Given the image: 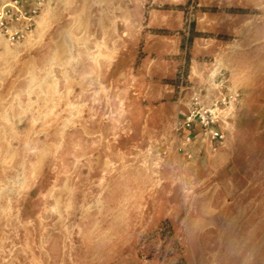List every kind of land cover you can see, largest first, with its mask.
<instances>
[{
	"label": "rangeland",
	"instance_id": "rangeland-1",
	"mask_svg": "<svg viewBox=\"0 0 264 264\" xmlns=\"http://www.w3.org/2000/svg\"><path fill=\"white\" fill-rule=\"evenodd\" d=\"M185 3L46 0L0 40V264H264V0ZM224 95L222 141L187 142Z\"/></svg>",
	"mask_w": 264,
	"mask_h": 264
},
{
	"label": "built area",
	"instance_id": "built-area-1",
	"mask_svg": "<svg viewBox=\"0 0 264 264\" xmlns=\"http://www.w3.org/2000/svg\"><path fill=\"white\" fill-rule=\"evenodd\" d=\"M46 0H0V40L10 45L25 39L35 26L36 19L43 10ZM233 96H221L211 107H203L195 99L193 106L183 115L182 127L186 129V141L197 129L210 142L220 143L224 138L220 129L221 113Z\"/></svg>",
	"mask_w": 264,
	"mask_h": 264
},
{
	"label": "crops",
	"instance_id": "crops-1",
	"mask_svg": "<svg viewBox=\"0 0 264 264\" xmlns=\"http://www.w3.org/2000/svg\"><path fill=\"white\" fill-rule=\"evenodd\" d=\"M202 20V21H201ZM208 20V15L207 14H203V17H198L195 23V30L197 32H204V31H208V29H204L203 26L206 24ZM203 41L205 39L202 38H194L193 40V45H195L197 42L199 41ZM206 41V40H205ZM143 51L147 54L146 58H154V48L153 47H143ZM169 73L170 74H175L176 70H177V66L172 64L169 66ZM152 75H154V71L152 73ZM172 86H166V91L165 93L169 96L173 93V88ZM214 85L212 82L210 81H198L197 79H195L194 81H192V86L190 87L191 91L188 93L191 94H197V95H201V94H206V95H211L214 93ZM193 89H195L196 91H194ZM198 89H201V91H198ZM195 98H198L196 96H194ZM193 97V98H194Z\"/></svg>",
	"mask_w": 264,
	"mask_h": 264
},
{
	"label": "trees",
	"instance_id": "trees-1",
	"mask_svg": "<svg viewBox=\"0 0 264 264\" xmlns=\"http://www.w3.org/2000/svg\"><path fill=\"white\" fill-rule=\"evenodd\" d=\"M191 6V0H186L185 5H179L176 10H179L181 12H184L185 14L187 13V9ZM192 7L195 8L196 5L195 3L192 4ZM165 34V33H163ZM205 37L202 33L197 32L195 30V23L190 22L189 25H187V31L186 33L183 34L182 36V43L180 45V50H185L186 49V53H185V57H184V70H183V75H186V70H187V66L189 64V55L187 52L188 47H185L186 45H190L193 41L194 38H203ZM154 234H160L161 236H163L164 234H166L168 237L172 236L173 232H172V228L170 226V224L165 221L164 223H162L158 229L156 231H154Z\"/></svg>",
	"mask_w": 264,
	"mask_h": 264
}]
</instances>
